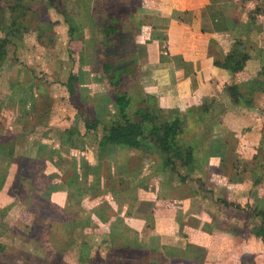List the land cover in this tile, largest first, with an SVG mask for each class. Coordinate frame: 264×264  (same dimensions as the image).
<instances>
[{"label": "crops", "instance_id": "0c3cea01", "mask_svg": "<svg viewBox=\"0 0 264 264\" xmlns=\"http://www.w3.org/2000/svg\"><path fill=\"white\" fill-rule=\"evenodd\" d=\"M134 1L135 50L128 55L136 94L161 119L203 134L194 151L204 174L181 181L152 150L143 156L111 144L100 152V135L92 144L77 112L73 127L66 121L58 131L28 135L33 113L19 112L11 122L22 91L33 85H23L19 70L2 92L12 104L0 111V247L17 232L25 248L31 240L43 242L37 253L49 246L47 258L24 264H264V241L241 209L264 210V0ZM237 42L248 58L231 72L221 64ZM97 91L89 93L93 115L116 120L111 93ZM26 152L35 191L28 202L15 193ZM130 250L145 257L131 258Z\"/></svg>", "mask_w": 264, "mask_h": 264}, {"label": "rangeland", "instance_id": "374dc122", "mask_svg": "<svg viewBox=\"0 0 264 264\" xmlns=\"http://www.w3.org/2000/svg\"><path fill=\"white\" fill-rule=\"evenodd\" d=\"M112 3L119 6L120 4L131 5V8L135 5V1L130 2V0H53L52 4L48 0H0V38L3 39L8 35L11 39L6 46L5 56L0 58V111L10 110L8 104L11 107L12 103L3 99L2 92H7L4 85L8 79L13 80L11 76H16V73L21 70L19 79L23 80V85H29V82L33 85L29 90L22 91L21 98L26 102H18V109L11 122H16L14 119L18 118L19 112L33 113L32 120L25 117L28 123L25 131L28 135L41 133L43 127L50 128V126L58 131V128L62 124L64 126L66 121H71L73 127L72 116L75 112L79 116L95 117L93 106L97 107V104L89 93L92 90L98 93L97 90L100 88H107L100 72L97 53L104 43V32L101 30L99 20L105 19L108 12L112 11ZM116 14L122 16L125 33L132 36L135 30L133 24H130V12L117 11ZM69 23L74 24L76 28L72 38L68 33ZM125 46L124 49L116 47L106 52L111 62L117 66L125 62L132 63L129 61L131 55L128 54L135 50V44L132 42ZM71 74L78 75L79 81L83 82L80 87L82 92H79V85L74 84L76 93L72 96L66 86ZM129 77L125 89L132 97V106L136 107L141 104L143 97L136 94L138 89L133 85V75ZM85 82L92 84V87L90 85L84 87ZM12 86H15L14 81ZM17 90L18 86L15 87L14 95L17 94ZM114 109L118 112L117 106H114ZM79 110L82 111L79 112ZM118 119L119 114L114 121ZM12 123L8 126L12 127ZM83 124L82 121L77 123L78 127L89 130L88 127L82 126ZM98 131L94 129L87 131L89 133L87 138H93L92 144H96L94 139L101 134ZM24 155L26 157L20 161L25 159L26 162H32L31 153L26 152ZM19 178V183L21 180L22 182L15 187V193L24 192L23 196L28 202L35 192L32 190L33 180L27 175ZM34 183L35 186L38 185ZM11 192L14 193V190L12 189ZM39 222L37 220L36 224ZM255 222L251 220V223L247 224L251 227ZM16 233H9L5 248L0 247V264H24L22 262L24 258H47L45 255L48 254L49 249L47 244L45 246L47 250L43 251V248V250L40 249V253H37L39 248L37 244L43 242L31 240L28 243L30 246L25 248ZM39 233L42 232L39 231ZM25 240L30 239L26 237Z\"/></svg>", "mask_w": 264, "mask_h": 264}, {"label": "trees", "instance_id": "16d2710c", "mask_svg": "<svg viewBox=\"0 0 264 264\" xmlns=\"http://www.w3.org/2000/svg\"><path fill=\"white\" fill-rule=\"evenodd\" d=\"M134 0H130L132 2ZM52 4L53 0H48ZM113 9L108 12V15L102 21L99 20L101 30L104 32V43L98 49L99 67L103 79L107 85L108 91L111 93L115 105L117 106L119 119L117 121H103L97 117L79 116L84 121L85 126L89 129L99 130V151H103L105 146L111 144L125 145L135 149L140 155H145L148 151H154L162 160L161 167L172 174H176L181 181L195 180L192 177L195 171L204 174L202 166L195 159V147L199 145L202 135L193 136L186 133V130L179 125L177 119L163 120L159 117L157 110L148 101L144 100L140 105L132 106V97L125 89V85L132 74L131 67L127 62L121 66H117L108 58L107 53L110 49L122 47L126 44L134 43L133 35L136 31L135 23V5L125 4L116 5L112 3ZM130 12V24H133L132 36L126 34L124 26H122V16L116 12ZM65 14V11H63ZM70 22V21H69ZM68 33L72 38L75 33L74 24L69 23ZM13 34V31H12ZM11 34V35H12ZM10 37L6 35L3 39L0 38V58L6 54V46L10 43ZM107 52V53H106ZM129 53V52H128ZM127 53V54H128ZM248 58V54L244 52V45L237 42L233 50L229 52L225 60L222 62V67L231 71L237 72L242 69L244 61ZM78 75L71 74L67 80V88L70 95H74L75 85L78 83ZM75 84V85H74ZM227 90L235 100L240 98L239 93L234 86H228ZM82 110H79L81 112ZM198 118L203 122L206 110L204 108L198 111ZM204 126V125H203ZM204 131L206 127H203ZM26 156H23L25 158ZM31 165V166H30ZM258 169L260 167H257ZM258 171V170H257ZM27 173V174H26ZM33 173L32 162L21 160L19 174L27 175L31 179ZM258 177V173H257ZM256 180H260L258 177ZM255 180V182H257ZM22 180L20 181V183ZM199 182V180H197ZM2 184H0L1 187ZM225 205H233L227 200H221ZM240 208V206H236ZM241 209L246 212L247 223L255 220V224L249 227L252 234L259 236L264 241V210L258 209L257 206H247ZM130 257L144 258V251L130 250Z\"/></svg>", "mask_w": 264, "mask_h": 264}]
</instances>
